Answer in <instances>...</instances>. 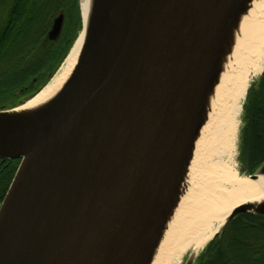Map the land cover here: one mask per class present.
I'll return each instance as SVG.
<instances>
[{
	"label": "water",
	"instance_id": "obj_1",
	"mask_svg": "<svg viewBox=\"0 0 264 264\" xmlns=\"http://www.w3.org/2000/svg\"><path fill=\"white\" fill-rule=\"evenodd\" d=\"M250 1H94L59 94L42 114L0 119V158L20 160L0 201V264L150 260L208 117L216 59ZM259 175L264 160L246 177ZM238 212L264 215V204L233 207L210 240Z\"/></svg>",
	"mask_w": 264,
	"mask_h": 264
},
{
	"label": "bare ground",
	"instance_id": "obj_2",
	"mask_svg": "<svg viewBox=\"0 0 264 264\" xmlns=\"http://www.w3.org/2000/svg\"><path fill=\"white\" fill-rule=\"evenodd\" d=\"M79 1L81 27L59 68L32 98L0 112V119L27 112L42 114L69 80L83 50L95 0ZM238 22L239 36L229 52L224 49L222 56L216 59L218 73L208 91V117L195 142V146L198 144L193 158L195 183L199 182V187L190 192L188 202L178 207L146 264H177L188 247L192 246L193 251L200 249L217 230V227L207 233L200 230L211 218L217 217L221 225L231 209L239 204H247L251 210L264 204V175L250 180L238 175L230 163L246 90L252 78L264 69V0H252ZM29 130L31 127L22 133ZM223 156L228 162L222 160ZM221 180L228 181L229 186L221 184Z\"/></svg>",
	"mask_w": 264,
	"mask_h": 264
},
{
	"label": "trees",
	"instance_id": "obj_3",
	"mask_svg": "<svg viewBox=\"0 0 264 264\" xmlns=\"http://www.w3.org/2000/svg\"><path fill=\"white\" fill-rule=\"evenodd\" d=\"M64 15L60 35L46 38L53 17ZM81 27L77 0H0V109L33 96L54 74ZM239 161L250 172L264 160V78L247 90ZM0 171V200L15 170ZM242 169V168H241Z\"/></svg>",
	"mask_w": 264,
	"mask_h": 264
},
{
	"label": "flooded vegetation",
	"instance_id": "obj_4",
	"mask_svg": "<svg viewBox=\"0 0 264 264\" xmlns=\"http://www.w3.org/2000/svg\"><path fill=\"white\" fill-rule=\"evenodd\" d=\"M19 161L0 158V171L15 162V173ZM240 164L243 171H248ZM193 264H264V215L236 213L221 233L214 235L204 250L197 253Z\"/></svg>",
	"mask_w": 264,
	"mask_h": 264
},
{
	"label": "rangeland",
	"instance_id": "obj_5",
	"mask_svg": "<svg viewBox=\"0 0 264 264\" xmlns=\"http://www.w3.org/2000/svg\"><path fill=\"white\" fill-rule=\"evenodd\" d=\"M251 2L250 1L248 4H247V9L250 7L251 5ZM245 14V13H244ZM240 34V30H233V36L234 38L238 37ZM264 71V69L262 70ZM261 71V72H262ZM261 72L254 76L252 78V80L250 81V84L248 86V88L250 87L251 84H255L258 80H259V77L261 76ZM247 88V90H248ZM247 90H246V93H245V97L243 99V102H242V107H241V111H240V114L238 116V127H237V131H236V134H235V140H234V154L233 156L231 157V160H230V163L233 164L235 166V169L238 173V175H242V176H247L249 174L248 171H243L241 169V164H240V161H239V158H238V155H239V145H240V132H241V129L243 127V113H244V104H245V101H246V95H247ZM24 102V101H23ZM201 132V130H200ZM204 133V132H203ZM200 137V135H199ZM194 149L196 152H194ZM193 149V153L191 154V157L189 159V162L187 163V166L184 170V174L182 176V179L180 181V186H179V192L177 193V198L175 199L174 203H173V206L170 208L166 218H165V225H164V229H162V234L163 232L165 231L167 225H168V222L171 221L172 217L174 216L175 212L177 211L178 207L180 205H183L184 203L188 202L189 201V195L191 194L190 192H192L193 190L197 189L199 187V182L195 183L196 181V175H195V161H194V155H196L197 153V149H198V144L197 146H195V148ZM195 158H197V156H195ZM222 160L225 161V162H228V159L226 156H223L222 157ZM229 163V164H230ZM195 178V179H194ZM221 184L225 185V186H229V183L228 181H225V180H221ZM218 224H219V221L217 220V217L215 218H211L210 221H209V224L206 225L205 227H203V225H201V228L200 230H206V233H207V230L209 229H215L216 227H218ZM161 234V236H162ZM210 240V239H209ZM208 240V242H209ZM207 243V242H206ZM206 243L200 248L197 250L198 253L202 252L206 246ZM192 250V246L188 247L186 249V251H184L181 256L179 257V262L177 264H184V261L186 259V257L189 255V253L191 252Z\"/></svg>",
	"mask_w": 264,
	"mask_h": 264
}]
</instances>
